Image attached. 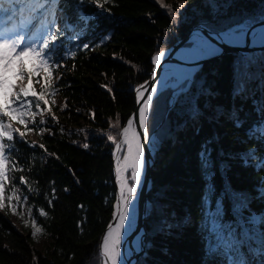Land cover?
Listing matches in <instances>:
<instances>
[{
  "label": "trees",
  "instance_id": "obj_1",
  "mask_svg": "<svg viewBox=\"0 0 264 264\" xmlns=\"http://www.w3.org/2000/svg\"><path fill=\"white\" fill-rule=\"evenodd\" d=\"M181 3L185 7L178 9L175 20L158 0H110L107 10L91 4L79 9L92 19L85 34L71 43L65 40V46L75 50L87 43L89 48H79L75 58L65 56V66L57 70L59 109L65 102L68 107L61 111L49 104L54 113L57 110L58 123L45 114L47 124L43 126L52 134H42L37 142L24 138L17 142L13 161L25 170L15 171V176L19 183L21 176H27L35 190L29 191L20 183L32 214L30 218L28 210L23 212L24 225L19 226L0 210V264H100V241L112 219L117 194L115 146L107 140V133L111 130L115 134L110 123L115 125L119 117L122 128L133 112L135 88L149 77L152 57L185 37L195 24L207 22L219 29L233 27L245 18L255 19L256 24L264 15V0H163V5L173 9ZM229 3L230 7H222ZM213 4L221 5L218 12ZM60 7L72 21L77 20L73 14L76 0H61ZM242 57L254 58L252 79L247 94L234 97L236 65ZM261 58L264 50L226 53L206 61L190 89L199 97L204 112L196 123L186 114L184 101L190 97H177V103L170 107L174 89L166 88L157 95L149 128L150 132L156 130L160 146L155 152L149 192L152 211L145 220L147 245L138 264H226L224 257L208 254L210 234L202 231L206 212L215 211V201L226 185L244 194L248 204L241 217L234 212L233 201L224 196L223 223L235 225L241 219L264 216V197L260 195L264 188V135L253 131L264 120L259 109L264 104ZM43 75L39 73L32 80L37 91L44 87ZM201 83L215 95H200ZM216 108L223 110L219 118H214ZM233 108L243 121L239 126L230 118ZM33 143L35 148L30 147ZM206 143L214 164L215 195L205 208L206 181L199 153ZM40 144L56 155H47ZM223 165L227 167L222 171ZM53 188L55 198L49 206ZM40 208L47 217L39 216ZM185 217L190 218L188 223ZM32 218L51 238L44 251L35 246ZM164 219L177 226L158 231ZM256 227L264 232V225ZM253 264L264 262L255 256Z\"/></svg>",
  "mask_w": 264,
  "mask_h": 264
},
{
  "label": "snow or ice",
  "instance_id": "obj_2",
  "mask_svg": "<svg viewBox=\"0 0 264 264\" xmlns=\"http://www.w3.org/2000/svg\"><path fill=\"white\" fill-rule=\"evenodd\" d=\"M158 2L167 8L168 14L173 20L176 19L178 9L185 7V4L181 3L176 9H173L170 5H163V0H158ZM108 3L110 0H76V10L73 14L77 16V20L72 21L61 9V0H0V210L5 209L3 193L6 181L9 179L8 173L25 170L18 161H13V153L18 151L16 147L18 140L22 141L26 132L38 131L41 135L44 132L52 134L50 128L39 127V125L47 124L44 113H47L54 123H58V118L53 113L52 107L49 106L50 103L55 105L54 97L60 90L57 87V81L60 78L57 70L65 66L62 62L65 56L75 58L79 48H89L87 43L77 45L75 50L65 46V40L71 43L84 35L85 29L92 19L79 9L84 4H91L98 9L107 10L105 5ZM212 7L214 12H218L221 5L213 4ZM222 7H230V3L222 5ZM259 19L264 21V15H261ZM255 22V19L245 18L242 23H238L235 27L225 25L219 29L207 22L201 23V30L193 34V46L184 49L181 53L182 60L196 66L177 69L172 74L170 81L165 78L161 82V89H174L173 104L177 103V97H190L184 102L187 104L186 114L193 123L198 122L204 115L198 103L199 97L190 92L195 83L194 77L199 71V62L222 55V45L244 46L248 32ZM205 29L208 33L207 36L202 34ZM251 39L253 45H264V27L252 31ZM165 54L161 50L152 57L155 68L160 67ZM26 61L32 63V71L26 67ZM261 62H264V58H261ZM253 63L255 61L252 57H242L237 61L234 97L247 94L248 84L252 79L250 69ZM74 68L75 64H73ZM155 68L152 72L154 78L156 76ZM38 72L44 74L42 79L45 82L44 87L39 91L35 89L32 83V77ZM26 78L29 80L27 86L22 83L18 85L15 82ZM36 83H39V80ZM161 89L152 87L145 99V92L148 90L144 85L136 88L137 103L143 101L138 113L140 131L137 130L135 118H129L126 126L122 128L118 122L119 117L115 125L110 123V128L115 129V134L111 130L107 133V140L115 146L114 174L118 193L114 204L113 220L116 223L113 226L110 222L102 237L98 254L100 264H128V257L132 254L131 251L122 252V240L124 235L133 231L136 224L134 202L137 199L138 190L142 184V176L147 167L145 146L147 145L153 150L160 146L156 134L150 132L149 121L157 94ZM108 91L111 92L112 89L109 88ZM199 93L206 98L215 95L209 88L204 87L203 83L200 84ZM113 99H115L114 96ZM208 103L211 107L210 100ZM67 107V102H65L60 110L64 111ZM259 109L264 113V104H261ZM214 111L216 113L214 118L223 115L222 109L216 108ZM38 115L40 119L37 122L36 117ZM5 117L8 118V121L15 120L19 125H22L24 131L14 127L11 122H6ZM230 118L237 126L243 123L239 118L238 110L235 108L232 109ZM29 124L32 127H29ZM259 124L260 127L253 131L264 135V120L259 121ZM30 147L35 148L36 145L33 143ZM83 147L87 148L88 144L84 143ZM39 148L44 149V152L49 156L56 155L49 153L44 144H40ZM199 157L202 174L206 181L202 206L206 208L215 195L214 164L211 159V149L207 143L202 146ZM9 163H11V167H8ZM261 166L264 167V160H262ZM226 167L227 165H223L221 170L223 171ZM19 179L20 183L28 187L29 191H35L31 188L27 176H21ZM13 188H16L15 184ZM65 190L67 191V189ZM260 195L264 197V188H261ZM224 196L233 201V210L241 217L247 209L248 202L244 194L237 193L231 189L230 185H226L221 197L215 201V211L206 212L202 225V231H207L210 234L208 236V254L224 257L226 264H253V257L255 256L261 257L262 262H264V232H260L256 227L257 225H264V216H251L247 221L241 219L235 225L223 223ZM54 198L55 188L52 189V198L48 199L49 206H51ZM9 200L12 212L22 215L16 211V208L26 204L27 196L21 199L17 195L15 203H11V198ZM151 211L152 207L148 206L145 215L151 214ZM31 214L32 208L29 207L28 215L30 218ZM38 214L42 217L48 215L43 208L38 209ZM189 221L190 218L185 217L184 222L188 223ZM25 223L27 225V220ZM31 223L32 237L35 239L38 233L43 232V229L37 224L35 218H32ZM174 226L177 225L164 219L161 221L158 231L164 232ZM143 246L142 236L137 237L135 251H141ZM242 249H246V251H242Z\"/></svg>",
  "mask_w": 264,
  "mask_h": 264
},
{
  "label": "water",
  "instance_id": "obj_3",
  "mask_svg": "<svg viewBox=\"0 0 264 264\" xmlns=\"http://www.w3.org/2000/svg\"><path fill=\"white\" fill-rule=\"evenodd\" d=\"M235 26H233V27H235ZM261 27H264V21H261L259 23L252 25V28L249 30L248 35L246 37L245 44L242 47L222 45V47H223L222 55L226 54V53H232V52H239L242 55H244V54H247L251 51L264 50V45H259V44L253 45L252 39H251V32L254 31L255 29L261 28ZM200 30L201 29H200L199 24L193 25L185 37H183L182 39H179L173 45H171L170 47L163 50V51H167V55L164 58V60L162 61L159 68H155V66L152 63L153 67H152V70L150 71L149 77L144 82H142L140 85H138L136 87V88H138L139 86L144 85V87L148 90L145 92V99H146L147 95L149 94L152 87H156L158 89H161V85L159 83V78L162 75V73L164 72V70L166 69L167 64L170 61L172 55L181 46L190 42L193 34L197 31H200ZM202 34L208 35L207 30L206 29L203 30ZM211 59H213V58L206 59L204 61L199 62V70L203 67V65L206 61L211 60ZM151 61H152V59H151ZM195 66L196 65H192L191 67H195ZM154 68L156 71L155 78L152 76V72H153ZM145 82H147V83H145ZM136 88H135V108H134L133 112L131 113V115L129 116V118H135V120L137 121V130L140 131V129L138 128V113H139V108L142 105L143 101L141 100L140 103H137ZM164 89H166V88L161 89L158 92V94L161 91H163ZM172 100H173V97L170 100V102H171L170 107L173 105ZM153 132L155 133L156 130H154ZM145 147H146L147 167H146L145 172H144V181H143V185H142L141 190H140L139 202H138V207H137V212H136L137 237L142 236L143 241H144V246H143L142 250L139 252H136L135 250H131L132 254H131V256L128 257V264H138V260L143 255L145 248H146V245H147V229L145 226V220H146V217L148 215L146 216L145 212H146V209H147V206L149 203V192H150V189L152 186V181H153L152 180V169H153L154 163H155L156 149L153 150V149L149 148L147 145ZM114 204H115V202H114ZM112 221H113V216H112V219L110 222H112ZM105 231H104V233H105ZM104 233H103V235H104ZM103 235H102V237H103ZM101 243H102V238L100 241V245H101Z\"/></svg>",
  "mask_w": 264,
  "mask_h": 264
},
{
  "label": "rangeland",
  "instance_id": "obj_4",
  "mask_svg": "<svg viewBox=\"0 0 264 264\" xmlns=\"http://www.w3.org/2000/svg\"><path fill=\"white\" fill-rule=\"evenodd\" d=\"M26 67L28 68L29 71H32V63L30 61H26ZM38 75H39V72L36 73L35 76L32 77L33 82L35 81V77ZM15 82L18 85L22 83L24 86H26L27 85V78L22 80V81L17 80ZM16 90L18 91V89H16ZM55 101H56L55 105L59 109V105H60V101H61L59 94H57ZM45 114H47V113H44L43 115H45ZM54 114H57V110H55ZM36 119L38 122L40 119V116L38 115L36 117ZM5 121L11 122L14 127L19 128L21 131H24V127L22 125H19L15 120L8 121V118L5 117ZM66 126H69V125H66ZM29 127H32V125L29 124ZM39 127H45V126L39 125ZM45 133L46 132H44L43 134H45ZM40 136H41V134L38 131L26 132L24 139H28L31 142H37V141H40V139H41ZM8 167H11V163H9ZM8 175H9V179H8V181H6L5 190L3 193L4 203H5V209L3 210V212L6 213L14 223L18 224L19 226H23L24 225V217L22 215H17V214H14L12 212L11 207H10V200H9V198H11V203H15V197L17 195H19L21 197V199H23L24 195H23L22 190H21L22 189L21 184L17 180L18 178L15 176V171L9 172ZM14 184L16 185L15 189L13 188ZM27 210H28L27 202L23 207H17L16 208V211L19 213L26 212ZM35 240H36L35 246L44 251L48 248V245L50 243L51 238L49 235L41 232V233L37 234V237L35 238Z\"/></svg>",
  "mask_w": 264,
  "mask_h": 264
},
{
  "label": "bare ground",
  "instance_id": "obj_5",
  "mask_svg": "<svg viewBox=\"0 0 264 264\" xmlns=\"http://www.w3.org/2000/svg\"><path fill=\"white\" fill-rule=\"evenodd\" d=\"M207 36V35H205ZM193 38L194 36L191 37V41L190 43L188 44H185L183 46H181L179 49L176 50V52L172 55L170 61L168 62L167 64V67L166 69L164 70V72L162 73V75L160 76L159 78V83L161 85V82L165 80V78H168L169 81L171 80L172 78V74L175 72V70L177 69H185V68H190L192 65V63H189L185 60H182L181 59V53L184 49H187V48H190L193 46L192 42H193ZM166 54H165V57L167 55V51H164ZM164 57V58H165ZM164 58L162 59V61L164 60ZM161 61V63H162ZM129 119V118H128ZM127 119V120H128ZM126 120V122H127ZM126 122L124 123L123 126H126ZM114 167H115V161H114ZM145 172V170H144ZM115 175V174H114ZM143 181H144V173H143V176H142V184H141V187L143 185ZM115 182H116V178H115ZM116 187H117V193H118V185L116 183ZM141 187L139 188L138 190V196H137V199L135 200V208H136V212H137V207H138V202H139V195H140V190H141ZM115 210V209H114ZM114 212V211H113ZM113 224V226L115 225L116 221H112L111 222ZM107 230V229H106ZM106 233V231H105ZM104 233V234H105ZM137 240V229H136V224H135V228L133 229V231H131L130 233H127L126 235H124L123 237V240H122V252H129L131 250H135V242Z\"/></svg>",
  "mask_w": 264,
  "mask_h": 264
}]
</instances>
